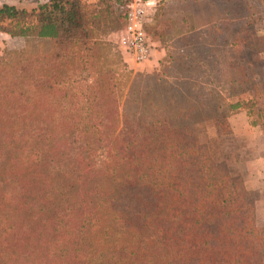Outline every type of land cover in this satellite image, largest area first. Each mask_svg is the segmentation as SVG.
Instances as JSON below:
<instances>
[{
	"label": "trees",
	"instance_id": "obj_1",
	"mask_svg": "<svg viewBox=\"0 0 264 264\" xmlns=\"http://www.w3.org/2000/svg\"><path fill=\"white\" fill-rule=\"evenodd\" d=\"M82 7L48 0L35 24L1 30L52 45L0 57V264H264V229L229 219L253 208L216 205L213 177L186 169L200 164L178 95L143 92L122 115ZM28 15L0 6V20Z\"/></svg>",
	"mask_w": 264,
	"mask_h": 264
},
{
	"label": "rangeland",
	"instance_id": "obj_2",
	"mask_svg": "<svg viewBox=\"0 0 264 264\" xmlns=\"http://www.w3.org/2000/svg\"><path fill=\"white\" fill-rule=\"evenodd\" d=\"M80 1L87 28L102 41L100 66L116 72L122 115L123 107L128 115L140 113L136 102L143 92L162 98L177 94L175 107L185 110L174 121L189 130L181 138L195 143L192 157L200 164L186 169L213 177L205 192L215 197L216 205L253 208L229 219L249 226L254 221V228L264 229V0H153L145 25L152 57L145 63H135L117 45L125 26L120 0ZM47 2L0 0V6L8 3L29 13L20 21L0 20V57L17 63L30 50L51 47L52 41L1 31L16 29L18 22L35 24L39 7ZM148 169L153 177L162 167Z\"/></svg>",
	"mask_w": 264,
	"mask_h": 264
},
{
	"label": "built area",
	"instance_id": "obj_3",
	"mask_svg": "<svg viewBox=\"0 0 264 264\" xmlns=\"http://www.w3.org/2000/svg\"><path fill=\"white\" fill-rule=\"evenodd\" d=\"M154 3L153 0H133L127 6L125 26L117 34L118 47L135 63H145L152 57L145 25L147 9Z\"/></svg>",
	"mask_w": 264,
	"mask_h": 264
}]
</instances>
